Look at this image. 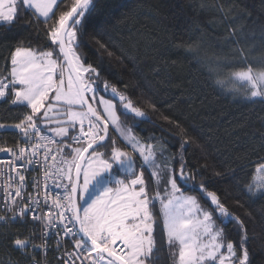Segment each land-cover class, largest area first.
Segmentation results:
<instances>
[{
  "label": "snow or ice",
  "instance_id": "snow-or-ice-1",
  "mask_svg": "<svg viewBox=\"0 0 264 264\" xmlns=\"http://www.w3.org/2000/svg\"><path fill=\"white\" fill-rule=\"evenodd\" d=\"M95 6V0H0V28L11 30L23 22L50 41L42 49H34L30 40L25 46L17 42L9 51L10 71L0 73V101L20 112L18 122L0 123V129L11 127L19 133L12 146L0 143V153L8 157H0V164L7 165L6 171L0 168L5 177L0 223H32L31 231L11 237V244L33 264H40L37 249L57 253L58 264H154L160 229L173 264H254L246 225L233 217L228 201L210 187L204 173L184 159L191 138L184 136L174 164L164 162L168 171L162 180L153 144L139 140L131 127H122L121 117L135 126L146 113L104 76L102 60L90 62L80 53L85 38L97 35L86 24ZM96 44L109 57L114 55L101 40ZM237 51L234 70L218 77L217 85L235 92V78L243 82L240 90L248 99L264 101V67L254 68L243 48ZM101 89L118 102L98 98ZM164 119L184 134L179 122ZM110 125L119 137L109 136ZM114 164L126 166L129 175L114 184L105 182ZM33 168L42 170V180L28 179ZM148 168L154 170L146 179ZM249 176L243 187L235 174L228 180L240 194L234 200L237 205L244 196L264 199V159ZM49 180L63 190L62 196L49 195ZM153 183L155 188L150 187ZM188 184L191 194H185ZM93 188L96 194L88 199ZM226 219L242 233L238 240L227 234Z\"/></svg>",
  "mask_w": 264,
  "mask_h": 264
},
{
  "label": "trees",
  "instance_id": "trees-1",
  "mask_svg": "<svg viewBox=\"0 0 264 264\" xmlns=\"http://www.w3.org/2000/svg\"><path fill=\"white\" fill-rule=\"evenodd\" d=\"M95 5L86 24L97 35L85 38L80 53L90 62L102 60L104 76L130 94L146 113L145 118H137L135 126L123 117L120 121L139 140L163 148L170 164H174L173 158H180L184 136L191 138L184 146V159L204 173L210 187L228 201L233 217L246 225L247 247L254 264H259L264 257V199L244 196L240 205L235 204L240 194L228 180L235 174L243 187L251 180L249 173L255 174L264 159V101L227 91L216 79L234 70L239 48L254 68L264 67V0H95ZM28 40L34 49L50 43L42 31L23 22L11 30L0 28V73L5 68L10 71L9 51L17 42L25 46ZM96 40L107 44L114 55L105 54ZM235 40L240 43H233ZM100 93L118 102L110 93L102 89ZM19 115L17 106L0 102V123L18 122ZM164 117L179 122L184 134H178ZM111 135L117 138L110 128ZM18 139L14 129L0 130V143L12 146ZM113 167L120 177L129 175L119 165ZM214 171L223 175L216 176ZM148 175L147 170L146 179ZM185 188L191 193V184ZM224 223L227 234L238 240L242 233L235 223L227 219ZM31 228L30 224L0 225L1 264H33L10 242L11 237L26 235ZM156 236L159 251L154 254V264H173L166 237L160 240V229ZM40 258L39 253L35 259ZM47 261L58 264L52 255Z\"/></svg>",
  "mask_w": 264,
  "mask_h": 264
},
{
  "label": "rangeland",
  "instance_id": "rangeland-1",
  "mask_svg": "<svg viewBox=\"0 0 264 264\" xmlns=\"http://www.w3.org/2000/svg\"><path fill=\"white\" fill-rule=\"evenodd\" d=\"M10 69H11V66H10ZM233 82H234L236 88L238 89V90L235 91V92L240 93L241 95L244 96V98H247V97L244 95L243 91L240 90L241 87H242L243 82H241V81H236L235 78H233ZM102 90H103V89H102ZM238 91H239V92H238ZM108 93L111 94L110 91H108ZM111 95H112V94H111ZM100 96H103V95L99 92V93L97 94V97L99 98ZM103 97H104L105 99H111L112 102L114 103V99H112V98H110V97H108V96H106V97L103 96ZM114 98L118 99L117 97H114ZM247 99H248V98H247ZM120 123H121L122 127H124L125 129L128 128L125 124H122L121 121H120ZM11 124H13V123H11ZM11 124H9V125H11ZM86 124H87V122H86ZM110 128H111L112 132H113L117 137H119V133L115 132V130L112 129L111 125H110ZM6 129H12V128L9 127V128H6ZM0 130H1V129H0ZM47 132H48V131H47ZM48 133H49L51 136H53V133H51V132H48ZM133 135H134V134H133ZM111 137H113V135H111ZM55 138H56L57 140L60 139L59 137H55ZM154 148H155V147H154ZM155 154H156V160H157V162L160 163V164L162 165V167H161L160 169H158V170L160 171V173H161V177H162V180H163L164 178H166L165 173L168 171V169H165V168L163 167V164H164L165 161H167V162L169 163L170 160H169L168 155L164 152L163 148H160V149H156V148H155ZM169 164H170V163H169ZM170 165H171V164H170ZM119 166H120V165H119ZM120 168H121L122 170H124L121 166H120ZM147 170H148V173L150 174L154 169L148 168ZM122 178H123V177H120L119 175H117V172H116L115 168L113 167V170H112L110 176L107 177V179H106L105 182H110V183L114 184L116 180H118V179H122ZM151 187H152V188H155V183H153V184L151 185ZM161 187H163V184H161ZM95 194H96V189L93 188L92 191L88 194V199H91ZM185 194H191V193L186 192ZM81 203H83V202H81ZM159 208H160V206H159V203L157 202V211H159ZM161 222H162V217H161ZM171 253H172V252H171Z\"/></svg>",
  "mask_w": 264,
  "mask_h": 264
},
{
  "label": "built area",
  "instance_id": "built-area-1",
  "mask_svg": "<svg viewBox=\"0 0 264 264\" xmlns=\"http://www.w3.org/2000/svg\"><path fill=\"white\" fill-rule=\"evenodd\" d=\"M0 102H2V101H0ZM86 126H87V124H86ZM44 134L48 135L49 137H52L47 131H45ZM53 147H55V146H53ZM0 157H2L4 159L8 158V157H5L4 154H2V153H0ZM0 168H3L6 171L7 170V165L0 164ZM30 171L32 172V176L28 177V179H32L33 177H39L42 180V170L40 172H38L35 168H33V169H30ZM4 180H5V177L0 176V186H2L4 184ZM48 186H49V195L50 196H52V195L62 196L63 195V190L60 189V188H57L53 184L52 180L48 181ZM2 195H3V192L0 191V196H2ZM12 223H15V222H12ZM12 223H8V224H12ZM33 223H36L37 228H39L38 222H33ZM0 225H5V224L0 223ZM30 225L32 226V223H30ZM36 252H39L40 255H41V258L39 260L40 264H48L47 258H48L49 255H52L55 258V261L58 262V259H59L58 254L55 253L54 251L50 250L47 253H45L43 250L37 249ZM21 254H23V253L21 252Z\"/></svg>",
  "mask_w": 264,
  "mask_h": 264
},
{
  "label": "water",
  "instance_id": "water-1",
  "mask_svg": "<svg viewBox=\"0 0 264 264\" xmlns=\"http://www.w3.org/2000/svg\"><path fill=\"white\" fill-rule=\"evenodd\" d=\"M126 172H128V169H127V167L125 166V167H122ZM129 173V172H128Z\"/></svg>",
  "mask_w": 264,
  "mask_h": 264
}]
</instances>
